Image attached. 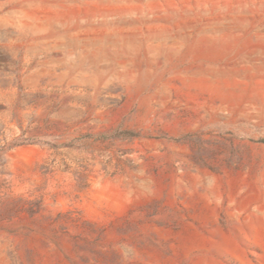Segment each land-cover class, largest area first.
Instances as JSON below:
<instances>
[{"label":"rangeland","instance_id":"1","mask_svg":"<svg viewBox=\"0 0 264 264\" xmlns=\"http://www.w3.org/2000/svg\"><path fill=\"white\" fill-rule=\"evenodd\" d=\"M0 264H264V0H0Z\"/></svg>","mask_w":264,"mask_h":264}]
</instances>
